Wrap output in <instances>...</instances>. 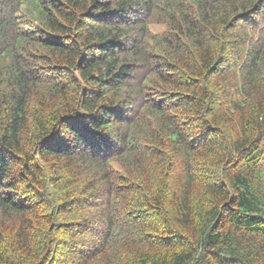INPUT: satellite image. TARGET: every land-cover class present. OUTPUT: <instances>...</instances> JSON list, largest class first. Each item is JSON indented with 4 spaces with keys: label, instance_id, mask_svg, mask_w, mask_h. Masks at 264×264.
<instances>
[{
    "label": "trees",
    "instance_id": "trees-1",
    "mask_svg": "<svg viewBox=\"0 0 264 264\" xmlns=\"http://www.w3.org/2000/svg\"><path fill=\"white\" fill-rule=\"evenodd\" d=\"M0 264H264V0H0Z\"/></svg>",
    "mask_w": 264,
    "mask_h": 264
}]
</instances>
